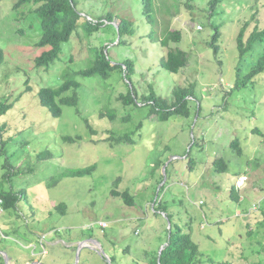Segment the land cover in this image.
Instances as JSON below:
<instances>
[{
    "label": "rangeland",
    "instance_id": "374dc122",
    "mask_svg": "<svg viewBox=\"0 0 264 264\" xmlns=\"http://www.w3.org/2000/svg\"><path fill=\"white\" fill-rule=\"evenodd\" d=\"M74 1L82 23L104 22L103 28L91 39L74 36L61 59L40 76L33 65L38 38L30 37L35 28L30 29V20L22 21V15L17 17L12 9L16 0L0 1V102L9 99L14 104L0 121V138L6 142L0 140L6 153L0 156V187L13 185L27 196L18 211L0 210V264H147L167 244L172 225L190 230L208 259L263 264L264 227L246 229L245 220L242 226L238 223L264 198V73L246 88L234 86L238 35L250 21L245 39L254 26L264 28V0H224L213 10L210 0H157L155 29L143 14L141 0ZM22 10L29 15V6ZM122 20L133 23V35L114 32ZM167 26L182 32L181 43L170 48H181L189 58L178 74L161 67L169 48L151 38L152 31L160 37ZM215 27L218 54L211 46ZM256 46L240 64L243 75L256 64L264 42ZM91 47H108L114 64L132 61V82L120 70L107 86L100 77L80 80L79 113L65 108L63 116L54 119L39 102L40 88L58 84L69 54L73 70L85 68ZM128 83L139 100L150 89L172 100L176 87L193 86L190 118L160 122L148 118L143 107H124L120 96L128 93ZM106 109L130 119L103 120L99 115ZM109 132L116 137L132 134L135 141L116 145L108 141ZM65 137L73 142H65ZM235 139L242 155L230 147ZM219 157L228 164L227 173L213 172L212 160ZM7 159L14 169L11 182L4 180ZM90 166L96 167L91 175L63 178L53 185L64 172ZM238 183L242 206L230 197L231 186ZM127 190L134 207L112 194ZM61 204L64 213L57 208ZM238 231L243 234L240 240Z\"/></svg>",
    "mask_w": 264,
    "mask_h": 264
},
{
    "label": "trees",
    "instance_id": "16d2710c",
    "mask_svg": "<svg viewBox=\"0 0 264 264\" xmlns=\"http://www.w3.org/2000/svg\"><path fill=\"white\" fill-rule=\"evenodd\" d=\"M1 1V0H0ZM224 0H210L209 6L213 10L216 5L222 3ZM157 0H141L143 14L147 21L154 27L157 26L159 20L157 19L156 12ZM29 6V15L22 10L23 7ZM21 8V10H19ZM13 10H16L17 17L22 15L24 18L22 21L30 20V29L33 30L31 38H38L35 43L36 56L33 61L34 70L36 75L40 76L44 73H49L50 67L53 66L61 57L65 54V45L72 44L74 36L80 37V34L86 39H91L94 34L98 33L103 27L104 22L87 21L81 22V16L78 13L74 0H16L13 5ZM214 14V13H213ZM16 17V19H18ZM113 19H107V23H111ZM253 21L247 22L245 27L240 31L237 38V47L239 50V66L237 67V80L234 89H241L252 83L253 79L258 75L264 73V47L260 56L257 59L256 64L252 67L248 74L243 75L240 70V64L244 61L245 56L252 54L258 44L264 42V28H260V25L254 26V30L250 33L247 39H245V33L252 28ZM111 25H114L113 23ZM133 23L129 20H122L119 25V29L114 25L116 34L120 36H131L134 33L132 29ZM113 29V28H112ZM113 29V30H114ZM215 34L212 39L211 46L214 49V53L218 54L219 47L217 42L219 40V28L215 27ZM19 34L23 35L24 31L19 30ZM151 38L155 43H159L163 48H169L166 53V57L161 61V67L169 73L178 74L188 64V54L186 51L179 47L170 48V44H179L182 41L181 31H171L167 26L161 33V36H155V31H152ZM123 44L122 41L119 42ZM108 47L98 48L94 47L90 49L91 58L88 59L87 66L81 70H73L70 63H73L72 55L69 54V58L66 63L67 66L63 69L59 75V82L56 85L41 87L38 92V99L40 104L47 108L49 113L54 119H59L63 116L65 108H74L79 113L80 106V90L82 88V82L80 80L100 77L103 86H107L106 82L112 77L115 71H121L125 74V79L132 82L131 77L135 75V64L128 60L122 64H114L106 53ZM69 60V61H68ZM30 77V76H29ZM29 78L25 80V86L29 87ZM129 91L127 94L120 96L123 101L124 107L135 106L137 108L143 107L148 110V118L156 119L160 122L169 121L175 116L183 118H190V101L194 98L193 86L189 88L176 87L173 92L172 100L164 99L158 96L155 92L151 91L147 96H142V99H138L137 92L128 83ZM31 88H28L30 91ZM14 107L13 103H9V99L0 102V121L10 110ZM100 118L103 120L115 121L116 119H122V121H129V117L121 115L117 110L106 109L100 112ZM85 125L90 130V133L97 135L93 130L92 125L88 120H85ZM143 126L140 123L137 127L138 131ZM256 133L263 135L260 129H255ZM110 137L108 141L114 142L116 145L132 143L135 140L132 138V134H126L124 136H115L109 132ZM1 136V134H0ZM3 145L5 141L0 138ZM65 142H73V139L65 137ZM230 147L237 152L238 155L243 154V148L238 139H235L230 144ZM6 155L2 149H0V156ZM50 155V154H48ZM159 162L157 166L160 164ZM193 161H191V164ZM6 167L9 170V174L4 176V180L11 182L13 176V168L9 164L7 159ZM213 172L215 173H227L228 164L226 161L219 157L213 161ZM95 166H90L83 169H72L61 174L53 185L58 184L63 178H82L91 175L95 171ZM192 169V167L190 168ZM113 196L121 198L127 206L134 207L136 205L134 197L127 190L125 192L113 191ZM230 197L239 206L243 205V199L240 191L236 189L235 184L230 188ZM0 199L2 200V209L5 212L10 210L18 211L19 206L23 201H26V191L24 189L17 190L13 188V185L6 190L3 185L0 187ZM259 206L257 210L249 209L244 217L241 216L242 221L239 225L244 224L245 228H253L256 225L264 227V199L255 203ZM65 205L61 204L57 208L65 212ZM161 211L165 212L164 209ZM168 217V215H166ZM246 217V218H245ZM169 218V217H168ZM245 218V219H244ZM171 222V219H168ZM241 225V226H242ZM245 229V230H246ZM237 240L243 237L241 232H237L235 236H238ZM168 246L160 252L158 255L147 262V264H231L228 261L217 262L213 259H208L200 251L199 245L192 239L190 230L186 228L172 225L168 231L166 241ZM262 263V262H261ZM22 264V263H21ZM26 264V263H23ZM264 264V263H263Z\"/></svg>",
    "mask_w": 264,
    "mask_h": 264
},
{
    "label": "built area",
    "instance_id": "2783aa9c",
    "mask_svg": "<svg viewBox=\"0 0 264 264\" xmlns=\"http://www.w3.org/2000/svg\"><path fill=\"white\" fill-rule=\"evenodd\" d=\"M244 181V180H243ZM236 188L237 189H241L242 188V184L241 183H238V185L236 186ZM264 199V198H263ZM262 199V200H263ZM259 208V206L258 205H256V204H254L253 205V207H252V210H257ZM0 210H1V212H2V200L0 199ZM101 225V227H105L106 226V224H103V223H101L100 224Z\"/></svg>",
    "mask_w": 264,
    "mask_h": 264
},
{
    "label": "water",
    "instance_id": "95a60500",
    "mask_svg": "<svg viewBox=\"0 0 264 264\" xmlns=\"http://www.w3.org/2000/svg\"><path fill=\"white\" fill-rule=\"evenodd\" d=\"M170 228H171V226H170ZM92 242H94V241H92ZM97 243H98V242H97ZM97 246H99V249L101 250V244L99 243ZM167 246H168V243H167V244L161 249L160 254H162L163 250H164ZM83 247H84V245L81 244V245H80V249L83 248ZM88 247H89V246H88ZM90 248L95 249L94 247H90ZM101 253H102V251H101Z\"/></svg>",
    "mask_w": 264,
    "mask_h": 264
},
{
    "label": "crops",
    "instance_id": "0c3cea01",
    "mask_svg": "<svg viewBox=\"0 0 264 264\" xmlns=\"http://www.w3.org/2000/svg\"><path fill=\"white\" fill-rule=\"evenodd\" d=\"M213 161H214V160H212V163H213ZM212 167H213V166H212ZM242 201H243V200H242ZM2 212H3V209H2ZM23 247H25V246H23ZM18 251H19V252H22L21 250H18ZM19 252H17V253H19ZM19 254H20V253H19ZM14 258H15V262H16L17 257H14ZM33 263H36V262H33ZM33 263H32V264H33ZM15 264H16V263H15ZM26 264H29V263H26Z\"/></svg>",
    "mask_w": 264,
    "mask_h": 264
},
{
    "label": "clouds",
    "instance_id": "9594fccd",
    "mask_svg": "<svg viewBox=\"0 0 264 264\" xmlns=\"http://www.w3.org/2000/svg\"><path fill=\"white\" fill-rule=\"evenodd\" d=\"M199 29L201 28V27H198ZM237 189V188H236ZM239 190V189H238Z\"/></svg>",
    "mask_w": 264,
    "mask_h": 264
},
{
    "label": "bare ground",
    "instance_id": "6f19581e",
    "mask_svg": "<svg viewBox=\"0 0 264 264\" xmlns=\"http://www.w3.org/2000/svg\"><path fill=\"white\" fill-rule=\"evenodd\" d=\"M94 247V246H93ZM99 247V246H98Z\"/></svg>",
    "mask_w": 264,
    "mask_h": 264
}]
</instances>
